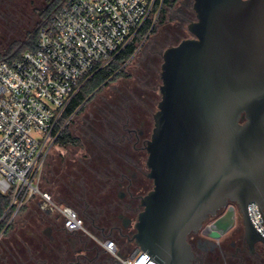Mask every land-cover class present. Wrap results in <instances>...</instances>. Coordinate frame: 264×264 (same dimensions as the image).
<instances>
[{"label":"water","instance_id":"1","mask_svg":"<svg viewBox=\"0 0 264 264\" xmlns=\"http://www.w3.org/2000/svg\"><path fill=\"white\" fill-rule=\"evenodd\" d=\"M192 38L165 50L161 100L147 144L153 190L136 245L158 264H192L189 237L236 202L250 253L264 246V0H194ZM234 224L219 217L209 237Z\"/></svg>","mask_w":264,"mask_h":264},{"label":"built area","instance_id":"2","mask_svg":"<svg viewBox=\"0 0 264 264\" xmlns=\"http://www.w3.org/2000/svg\"><path fill=\"white\" fill-rule=\"evenodd\" d=\"M157 1L62 0L51 23L39 29L36 51L12 64L0 63V194L12 193L10 222L35 198L43 210L58 211L69 231L83 228L76 210L40 189L37 173L83 81L135 38ZM249 213L264 236L256 203L249 205ZM101 245L121 264H158L138 246L124 254L113 240Z\"/></svg>","mask_w":264,"mask_h":264},{"label":"flooded vegetation","instance_id":"3","mask_svg":"<svg viewBox=\"0 0 264 264\" xmlns=\"http://www.w3.org/2000/svg\"><path fill=\"white\" fill-rule=\"evenodd\" d=\"M172 1L166 3L162 0L161 6L170 13L175 11L189 25L196 21L194 2L192 10L195 19L186 18V9L191 7L192 0H183L180 9H174ZM183 28L178 27L176 33H181ZM150 112V109H144L126 114L125 121L117 127L119 129L108 132V138L114 145L101 140L103 149L100 154L105 158H98L103 160L105 170L93 175L90 199L85 187L81 195L73 196L76 199L72 204L78 211L73 209L82 215L79 214L83 228L69 231L58 211L43 210L39 201L32 202L0 233V264H121L102 247L101 242L115 241L124 254L137 246L135 224L143 211L142 200L154 188L153 181L148 177L146 149L154 128V123L151 125L146 119ZM25 212L28 214L20 217ZM230 213L233 214L234 224L221 233L219 239L209 237L215 221ZM237 213L238 204L229 201L218 217L209 219L199 234L189 237L195 253L192 264L203 263L204 254L215 252L222 238L230 235L229 239L236 236L244 240V227L241 231H234Z\"/></svg>","mask_w":264,"mask_h":264},{"label":"rangeland","instance_id":"4","mask_svg":"<svg viewBox=\"0 0 264 264\" xmlns=\"http://www.w3.org/2000/svg\"><path fill=\"white\" fill-rule=\"evenodd\" d=\"M50 1L0 0V56L11 46L17 47L30 38L39 27L42 21L41 12ZM193 2L194 0L191 1V8L186 9V18L192 21L195 19ZM172 3L174 9H180L183 0H173ZM164 9L166 11L164 18L163 15H156L154 18L157 31L142 40L136 55L123 67L125 76L97 92L85 105L84 110L72 119L69 127L71 132L80 138L82 142L80 148H72L68 152L56 147L51 148L39 168L37 181L40 189L77 211L76 206L72 204L76 198H72L71 203L67 201L69 198L66 199L65 194L68 192L66 184L72 185L71 190L69 189L71 195L81 194L85 187L88 198H91L93 170L90 169L97 168L91 160L93 155L96 158L104 157L100 154V150L103 149L102 141L114 145L111 138H108V132L119 129L117 127L121 126L126 114H130L132 110L150 109V115L146 116V119L151 125L154 123L151 114L157 112L161 100L159 88L162 84V54L168 48L191 38L187 30L189 22L182 21L183 17L175 11L170 13ZM180 26L184 28L177 34L176 29ZM97 153L99 155H96ZM37 201L34 198L31 202ZM27 214L28 212H25L20 217L23 218ZM242 229V217L238 209L234 231ZM228 237L230 235L222 238L215 252L204 254V261L201 264H264L263 245H256L254 254H251L244 240L236 236L230 239Z\"/></svg>","mask_w":264,"mask_h":264},{"label":"trees","instance_id":"5","mask_svg":"<svg viewBox=\"0 0 264 264\" xmlns=\"http://www.w3.org/2000/svg\"><path fill=\"white\" fill-rule=\"evenodd\" d=\"M165 1L166 3L169 2V0ZM161 3L162 0L157 1L154 12L151 14L147 22L140 29V31L136 34L135 38L123 50L108 65L104 67H99V69L91 77L83 81L78 93L74 96L65 113L57 123L56 129L54 131L56 140L52 148L56 147L60 150L67 152L72 148H80L82 144L80 138L76 137L71 132L69 127L72 119L84 110L85 105L93 99L97 92L102 90L105 86H108L112 82H115L125 76L123 67L128 62H130L136 55L139 44L149 34H153L157 31V27L154 23L155 16L163 15V18L165 17L166 11L163 6H161ZM62 6V0H51L48 6L41 12L42 21L39 24V27L35 30V32L30 36L28 40L22 42L20 45L18 44L17 47L16 45L11 46L4 55L0 56V63L6 62L12 64L15 61L19 60L25 52H35L36 37L39 29L46 25H49L55 15H57L58 12L61 10ZM91 160L97 166V168L90 169L93 170L92 174L95 175L96 172L103 173V171L105 170L103 160H100V158L98 157L96 158V156L94 155ZM66 186L68 187V192L64 194L66 196V199L69 198L67 199V201L71 203L73 200L72 198H74L73 195H71L70 193L72 185L67 183ZM12 198V193L5 195L0 194V233L4 231V229L10 222L12 211L8 213L7 211L11 206ZM57 202L61 205L68 206V204H66L64 201ZM25 210L26 207L22 208L19 214H21V212H24Z\"/></svg>","mask_w":264,"mask_h":264}]
</instances>
